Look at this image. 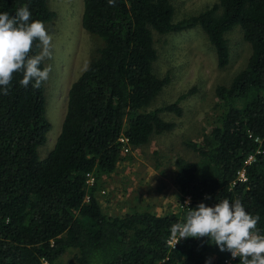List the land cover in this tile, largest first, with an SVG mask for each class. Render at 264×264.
Returning <instances> with one entry per match:
<instances>
[{"label":"trees","instance_id":"1","mask_svg":"<svg viewBox=\"0 0 264 264\" xmlns=\"http://www.w3.org/2000/svg\"><path fill=\"white\" fill-rule=\"evenodd\" d=\"M23 5L43 23L54 16L47 0H0V12L14 15ZM83 6V28L102 43L69 87L62 126L46 157L38 156L50 129L43 83L24 88L16 73L8 95L0 94V264H55L70 248L77 250V264H225L231 253L207 237L184 238L174 247L168 242L185 207L178 214L108 215L93 187L86 200V182L97 169L112 171L126 146L170 131L175 123L164 113L182 114L178 99L145 109L170 81L153 70L155 36L200 25L222 68L229 62L225 32L239 26L251 48L247 63L229 86L216 87L225 111L200 141L188 142L198 161L176 158L175 183L190 208L240 199L259 216L264 234V0H217L180 20H174L172 0H115V6L83 0ZM38 50L34 44L33 54ZM250 155L254 160L246 163ZM242 169L244 179L238 177Z\"/></svg>","mask_w":264,"mask_h":264},{"label":"rangeland","instance_id":"2","mask_svg":"<svg viewBox=\"0 0 264 264\" xmlns=\"http://www.w3.org/2000/svg\"><path fill=\"white\" fill-rule=\"evenodd\" d=\"M216 2L172 0L174 20L198 15ZM47 3L54 12L52 19L44 23L53 43L52 59L43 62L44 66L51 65L49 78L43 82L44 115L50 129L45 143L38 148L40 159L53 148L60 132L70 85L95 57L102 43L101 38L82 26L83 0H47ZM225 37L229 62L221 68L216 51L200 25L155 36L158 56L153 70L159 77L168 75L170 81L145 109L178 99L182 114L164 113L165 121L175 123L170 131L153 133L146 143L130 145L127 152L121 153L112 171L91 172L86 182V200L93 187L94 198L108 215L133 211L159 215L181 212L189 200L182 199L175 183V160L178 157L191 162L199 160L187 144L200 141L219 123L225 106L215 89L218 85L229 86L235 74L246 65L251 52L239 26L226 31ZM76 253L73 248L66 250L55 264H77Z\"/></svg>","mask_w":264,"mask_h":264},{"label":"clouds","instance_id":"3","mask_svg":"<svg viewBox=\"0 0 264 264\" xmlns=\"http://www.w3.org/2000/svg\"><path fill=\"white\" fill-rule=\"evenodd\" d=\"M108 3L115 6V0ZM34 44L39 49L35 54ZM52 57V36L42 21L32 18L27 5L17 8L14 15L0 12V94L8 95L16 73L22 75V87L31 84L34 89L40 88L49 78L51 65L40 66ZM184 207L186 215L170 226L173 247L184 238L207 237L221 252L238 257L241 264H264V234L257 229L259 216L248 213L240 199Z\"/></svg>","mask_w":264,"mask_h":264},{"label":"built area","instance_id":"4","mask_svg":"<svg viewBox=\"0 0 264 264\" xmlns=\"http://www.w3.org/2000/svg\"><path fill=\"white\" fill-rule=\"evenodd\" d=\"M122 141L124 142L123 144L127 143V140H126V139H122ZM128 150H129V147L126 146L125 151L127 152ZM251 160H254L253 155H250V156L248 157V159L246 160V163H249ZM238 175H239V178H240V179H244V170L242 169V170L238 171ZM88 176H89V174H88ZM168 242H169L171 245H173L174 240H173L172 236H170ZM224 263H225V264H237V263L234 261V259H232V258H230V257L225 258V259H224Z\"/></svg>","mask_w":264,"mask_h":264}]
</instances>
